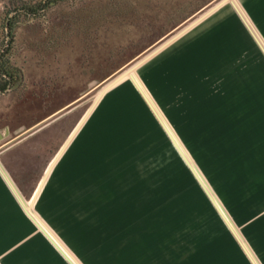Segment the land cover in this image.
Here are the masks:
<instances>
[{
  "label": "rangeland",
  "instance_id": "1",
  "mask_svg": "<svg viewBox=\"0 0 264 264\" xmlns=\"http://www.w3.org/2000/svg\"><path fill=\"white\" fill-rule=\"evenodd\" d=\"M9 44L0 146L29 199L62 149L88 264H264V0H0Z\"/></svg>",
  "mask_w": 264,
  "mask_h": 264
},
{
  "label": "crops",
  "instance_id": "2",
  "mask_svg": "<svg viewBox=\"0 0 264 264\" xmlns=\"http://www.w3.org/2000/svg\"><path fill=\"white\" fill-rule=\"evenodd\" d=\"M25 140L0 146V264H88L83 244L59 227L63 218L68 221L62 218L63 206L69 209L75 203L47 202L44 197L62 149L43 167L29 199L20 180L30 170L29 156L17 152ZM86 209H92L91 205Z\"/></svg>",
  "mask_w": 264,
  "mask_h": 264
},
{
  "label": "trees",
  "instance_id": "3",
  "mask_svg": "<svg viewBox=\"0 0 264 264\" xmlns=\"http://www.w3.org/2000/svg\"><path fill=\"white\" fill-rule=\"evenodd\" d=\"M24 8L31 12H35L33 7ZM7 27L12 30L14 22L9 20ZM13 36L14 35L11 33V40ZM10 49V44L6 48H0V93L7 91L8 88L21 78V70L13 65L10 60Z\"/></svg>",
  "mask_w": 264,
  "mask_h": 264
},
{
  "label": "bare ground",
  "instance_id": "4",
  "mask_svg": "<svg viewBox=\"0 0 264 264\" xmlns=\"http://www.w3.org/2000/svg\"><path fill=\"white\" fill-rule=\"evenodd\" d=\"M220 204V203H219ZM221 206V205H220ZM222 207V206H221ZM222 209H223V207H222ZM223 211L226 213V211L223 209Z\"/></svg>",
  "mask_w": 264,
  "mask_h": 264
}]
</instances>
